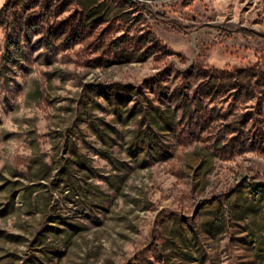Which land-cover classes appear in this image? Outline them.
Returning <instances> with one entry per match:
<instances>
[{"label": "rangeland", "instance_id": "374dc122", "mask_svg": "<svg viewBox=\"0 0 264 264\" xmlns=\"http://www.w3.org/2000/svg\"><path fill=\"white\" fill-rule=\"evenodd\" d=\"M0 0V264H264V0Z\"/></svg>", "mask_w": 264, "mask_h": 264}, {"label": "trees", "instance_id": "16d2710c", "mask_svg": "<svg viewBox=\"0 0 264 264\" xmlns=\"http://www.w3.org/2000/svg\"><path fill=\"white\" fill-rule=\"evenodd\" d=\"M125 1H130V0H125ZM139 6L141 7V10L147 14H149L152 18L161 20V21H166L174 26L175 29L177 30H187V28L183 27L180 23L171 20L170 18H166L164 15H161L157 12H155L150 4H148L145 1H138ZM213 27L216 28H221L223 29L224 32H239L242 33L244 36H259L264 38L263 33L256 32L252 29L245 28L241 25H236V24H227V25H221V24H214L212 25Z\"/></svg>", "mask_w": 264, "mask_h": 264}, {"label": "built area", "instance_id": "2783aa9c", "mask_svg": "<svg viewBox=\"0 0 264 264\" xmlns=\"http://www.w3.org/2000/svg\"><path fill=\"white\" fill-rule=\"evenodd\" d=\"M141 1H143V0H141Z\"/></svg>", "mask_w": 264, "mask_h": 264}]
</instances>
